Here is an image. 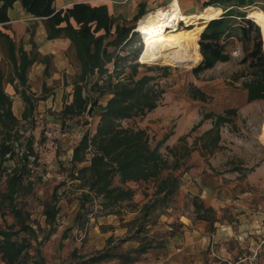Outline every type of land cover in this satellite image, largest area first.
I'll return each instance as SVG.
<instances>
[{
	"label": "rangeland",
	"instance_id": "rangeland-1",
	"mask_svg": "<svg viewBox=\"0 0 264 264\" xmlns=\"http://www.w3.org/2000/svg\"><path fill=\"white\" fill-rule=\"evenodd\" d=\"M152 1L155 6L143 11L137 19L135 16L126 21L116 17L120 23L134 26L133 31L137 32L126 48L119 52L120 56L129 54L132 57L136 52L139 55L141 50L135 61L129 58L120 63V67H123L120 78L132 71L129 64L137 62L134 78L152 76L149 84L162 90V93L154 109L143 116L124 119L121 124L145 129L151 147L164 140L158 150L167 158L169 168L163 170L160 176L180 175L178 190L167 205L149 211L146 207L154 200L156 181L128 183L137 194L134 195L135 201H138L135 205L141 206L136 213H129L137 209L130 205L133 202L120 203L115 207L118 213L107 214L101 207V198L84 200L80 181L71 179V166H63L58 156L66 158L62 160L66 162L67 151L83 133L86 130L94 133L99 110L95 107L91 115L85 113L62 122L58 108L72 91L70 82L73 77H69L68 81L42 82L38 78L35 83L18 82L19 89L26 88L27 94L33 98L30 114L17 123L19 140L24 135L37 141L42 136V130L50 125H62L64 128L56 140L55 150L34 149L39 165L32 161L27 163L32 171L25 175L23 187L16 195L17 206L21 207L24 215L29 214L27 222L35 231L34 235H27L30 239L26 250L28 264L37 260L36 247L42 264H95V256L101 252L128 253L130 257L137 256V259L125 263L118 257H112L96 261L97 264H264V181L252 180L253 171L263 163L264 158V138H261L264 98L248 101L245 84L256 74L247 62L242 61L252 48L254 32L250 38L243 37L239 30V25L243 24L241 17L231 18L232 27L221 38L229 58L217 61L212 68L195 74L192 69L202 60L200 51L193 61L178 62L176 66L145 57L138 29L151 11L154 12L147 18L149 20L159 17L161 12L163 16L165 8L161 7L167 3L171 5V0ZM200 1L201 8L199 6L196 11L203 9L205 0ZM206 7H212L218 16L223 13L219 6ZM260 7V3H257L247 8L235 5L228 8H233L235 14L244 11L245 17L258 14L264 18V10ZM24 22L27 23L25 26L12 27L7 24L4 28L0 25V30L8 32L16 47L20 45L26 50L36 51L33 38L43 23L41 21L40 24L38 20ZM254 22L258 25L264 51V29ZM187 44L186 40L184 46L171 51L149 50L157 56L169 57L181 53ZM8 54V48L0 38V65L6 77L12 70ZM67 57L76 71L72 48ZM29 69L31 67L27 72ZM92 83L87 84L84 93L98 98V104L102 105L108 94L97 97L90 89ZM8 86L5 84L4 88ZM191 86L204 92L205 99L192 98L189 91ZM31 87L36 90L31 91ZM42 96L46 97L43 99L46 101L38 102ZM39 104L42 107L39 108ZM228 110L231 112L227 113ZM217 115L226 116L228 121L215 126ZM22 146L25 147V144ZM17 149L23 150V147ZM20 156L18 153L14 159L6 162L8 172L17 165ZM41 157L51 158L52 164L41 163ZM27 182H32L31 189ZM118 184L116 177L113 185ZM194 198L203 205L198 211L192 203ZM46 206L56 209L51 223L46 220ZM5 212L2 224L15 223L13 213L7 209ZM97 222L101 224L95 228ZM107 225L114 230H105ZM101 231L106 232L101 234ZM141 247H145L146 251L138 253L136 250ZM171 251L175 253L174 257Z\"/></svg>",
	"mask_w": 264,
	"mask_h": 264
},
{
	"label": "trees",
	"instance_id": "trees-1",
	"mask_svg": "<svg viewBox=\"0 0 264 264\" xmlns=\"http://www.w3.org/2000/svg\"><path fill=\"white\" fill-rule=\"evenodd\" d=\"M17 1L26 13L42 21L48 39L62 37L70 41L77 70L70 82L71 98H64L59 112L61 121L65 122L85 113L91 115L95 107L99 110L94 133L90 134L88 130L83 133L74 146L71 157V179L79 180V187L86 189L82 192V198L87 201L94 197L101 198L100 204L107 211L106 213H118L115 207L123 201H130L135 193V189L128 186V183L154 180L156 181L153 191L154 200L146 209L150 211L161 205H167L178 190L180 175L160 176L163 170L169 168L167 158L158 150V146L164 140L151 147L145 129H135L121 124L124 119L143 116L154 109L162 93V90L155 89L149 84L152 76L143 75L134 78L137 62L129 64L132 71L126 77L120 78L123 72L120 63L129 58L133 62L138 55V52L132 57L129 54L124 56L119 54L126 48L130 38L137 35V32L133 31L134 26L117 21L105 4L75 2L65 8L55 9L54 0H0V25L4 28L9 21L8 10ZM257 3H260V8L264 10V0H205L202 3L203 10L187 16L171 15L166 22L167 27L175 19H183L185 22L182 27L174 26L167 30L186 39L188 41L186 48L174 56H157L150 52L142 36L145 57L176 66L178 62L193 61L200 51L202 60L192 69L198 74L212 68L217 61H226L229 58L224 51L221 38L232 27L230 19L241 17L243 24L239 25V30L242 36L250 38L251 33L254 32L252 48L242 58V61L247 62L256 74L255 78L245 84L248 89V101L264 98V51L258 25L253 21L255 20L264 29V18L258 14H249L248 17L252 20L245 17L244 11L235 14L233 8H228L233 5L247 8ZM209 5L221 7L223 9L221 16L215 14L212 7H206ZM143 13L140 12L135 19ZM153 22V19L143 21L140 26L143 35V29ZM0 38L8 48L12 69L6 77L0 65V260L5 264H28L26 250L30 245L29 236L34 235L35 231L27 222L29 214L24 215L15 200L23 187V178L30 170L32 171L27 167L30 161L28 156H35L32 163H36L38 158L31 141L25 142L24 147L19 140L18 119L12 112V99L5 92L4 85L13 84L15 79L25 84L28 68L44 57L42 58L37 51H26L20 45L16 47L13 39L1 30ZM140 53L141 50L139 55ZM110 63L112 70L108 68ZM94 73L97 77L90 86L91 91L95 92L97 97L103 94L111 95L104 105L98 104V98H91L89 94L84 93L89 77ZM189 91L192 98L205 99L204 92L199 88L191 86ZM20 94L27 105L23 118H27L33 107V98L25 92V89L20 90ZM230 112L231 110L227 111ZM226 121H228L226 116L217 115L215 126ZM20 146L23 150L17 159V165L8 172L6 162L18 155L17 147ZM80 164L82 165L79 166ZM116 177L119 184L113 185ZM27 185L31 189L32 182H27ZM192 203L197 211L199 207H203L198 203L197 198H194ZM6 209L13 213L15 223L2 224ZM44 213L47 222L51 223L55 218L56 209L54 206H46ZM16 225L18 228H15ZM35 250L37 260H34L33 264H42L38 247ZM136 251L143 253L146 248L141 247ZM112 257H118L125 263L137 259V256L130 257L128 253L101 252L94 260Z\"/></svg>",
	"mask_w": 264,
	"mask_h": 264
},
{
	"label": "crops",
	"instance_id": "crops-1",
	"mask_svg": "<svg viewBox=\"0 0 264 264\" xmlns=\"http://www.w3.org/2000/svg\"><path fill=\"white\" fill-rule=\"evenodd\" d=\"M75 2H87V3H91L92 5H95V4H105L106 5L107 4V8L114 18L118 17L126 21L132 20V18L140 14V12L146 11L148 8L155 6V2H153L152 0H54V7L55 9L65 8L67 6L72 5ZM170 2H171V5H169V8H175L177 4L180 7V9L175 11L172 15L185 16L191 13L198 12L196 10H198L197 8L199 6L201 8L200 0H171ZM182 10H184L185 13ZM152 12L154 11H151L145 17V19H147L151 14H153ZM8 16H9V21L6 24L11 25L12 27H15L16 25L25 26L27 23L24 22V20H32L33 22L34 20H38V22L41 24V21L39 19H34L33 16L25 12L22 9L18 1L15 2L13 6L8 10ZM161 16H162V12L160 13L159 17L153 18V20L156 21L160 19ZM40 26L41 28L38 29L37 34L35 33L33 40L35 42V45L37 46L35 50L39 53V55L42 56V58L44 57V59L43 60L41 59L40 61H35L34 63H32V65L30 66L31 69H29V71L27 72L25 84L30 81L32 83H35L38 78L41 79L42 82L48 81V80L57 81L59 79H61V81H63L64 79L68 81V78L73 77L76 72L75 67L73 66L71 60H69V58L67 57L68 52L71 47L69 39L62 38V37L48 39L46 36L45 27L43 26V24H41ZM3 30L6 31L5 29ZM25 30H26V27H25ZM143 32H144V29H143ZM5 33H8V32L6 31ZM29 33H31V31ZM26 51H29V50H26ZM109 67L110 66L108 64V68ZM111 68H112V65H111ZM111 68H109V70H111ZM96 77H97V74L94 73L89 77L88 81L94 82ZM6 84H8L9 86L7 87V89L4 88V90L12 99V107H11L12 112L17 117L18 122L21 120L24 121L26 118H23V113L25 109L27 108V105L21 97L20 89L18 85L19 83L15 79L13 84H10V83H6ZM23 89H25V92L27 93L26 88H23ZM34 89L36 90V88L31 87V91H34ZM110 96H111L110 94L107 95L102 105L106 103L107 99ZM42 97L43 98L41 100H38V102L46 101V100H43L46 97L45 96H42ZM68 97L69 99L71 98L70 94L68 95ZM61 103L63 106V102ZM62 106H60L58 109L61 110ZM38 107L39 108L42 107L41 104H39ZM27 141L33 142L34 139L32 137H26L23 135L21 144H24ZM78 141L79 140H77L76 143L71 148H69V150L67 151L68 158L67 160H65L66 162H62V160L66 158H62L58 156V159H62L58 161H60V163L63 166L65 164L71 166V157L73 153V148L77 144ZM40 161H42L41 163H45V164L48 163L50 165L52 164L51 158L48 159V157H41ZM37 165H39V163ZM81 165L82 164H80L79 166ZM46 175H47V172H46ZM253 175L254 176L252 180L262 179L264 181V158H263V163H261V165L257 167L255 171H253ZM230 187H232V185H230ZM224 188H227V187H224ZM205 189L203 190L205 191ZM83 191H86V189H81V192ZM134 195L130 201L122 202V203H126V202L132 203L133 202V206L137 207V209H135L134 211H130L129 213H136L137 210L141 209V206L135 205V203H137L138 201H135ZM209 204L213 205L212 202H209ZM107 214H110V213H107ZM100 224L101 222L95 223V228H97V226ZM104 228L105 230H114L113 227H110L109 225L105 226ZM101 232H102L101 234H104V232L106 231H101ZM107 232L109 233V231ZM108 236L109 234L107 236H104V238ZM171 254L174 257L175 253L171 251ZM0 264H5V263L0 260ZM95 264H97L96 261H95ZM111 264L113 263L111 262Z\"/></svg>",
	"mask_w": 264,
	"mask_h": 264
},
{
	"label": "bare ground",
	"instance_id": "bare-ground-1",
	"mask_svg": "<svg viewBox=\"0 0 264 264\" xmlns=\"http://www.w3.org/2000/svg\"><path fill=\"white\" fill-rule=\"evenodd\" d=\"M178 9H180L178 5L175 8H169L168 6L166 10L164 9L165 13L161 19H159L156 22L151 23L150 25L144 28V40L147 43V46L152 51H171V50H176L184 46L186 39L176 35L175 33L171 31H168L166 27V20L169 19V17ZM136 30H137V27H136ZM138 30L142 37L143 36V34L141 33L142 28L140 30V27H139ZM262 37L264 40L263 33H262ZM261 138H264V124L262 127Z\"/></svg>",
	"mask_w": 264,
	"mask_h": 264
},
{
	"label": "built area",
	"instance_id": "built-area-1",
	"mask_svg": "<svg viewBox=\"0 0 264 264\" xmlns=\"http://www.w3.org/2000/svg\"><path fill=\"white\" fill-rule=\"evenodd\" d=\"M169 5H170V3H167L166 5L162 6L161 8L166 9V8H168ZM33 18L36 19V17H33ZM138 21H137V23H138ZM137 23H136V25H137ZM183 25H185V22L183 19L182 20L175 19L174 21H171V24L169 25V27H167V29H170L174 26L182 27ZM63 129L64 128L62 125H60V126L59 125H50V126L45 127L42 130V136L40 137V139L32 142L33 149H40L41 151H47V152L55 150L56 149V140H57L58 136L61 134V132L63 131ZM17 150L19 151V154H21L22 149L21 150L17 149ZM28 157H29L30 161L35 160L34 155H29Z\"/></svg>",
	"mask_w": 264,
	"mask_h": 264
},
{
	"label": "water",
	"instance_id": "water-1",
	"mask_svg": "<svg viewBox=\"0 0 264 264\" xmlns=\"http://www.w3.org/2000/svg\"><path fill=\"white\" fill-rule=\"evenodd\" d=\"M247 18H249V17L247 16ZM250 19H251V18H250ZM139 21H140V19H139ZM253 21H254V20H253ZM206 24H207V23H206ZM206 24H205V25H206ZM261 32H262V31H261Z\"/></svg>",
	"mask_w": 264,
	"mask_h": 264
}]
</instances>
